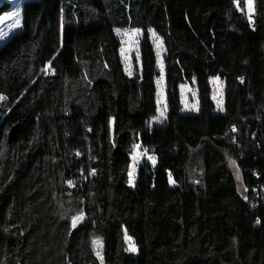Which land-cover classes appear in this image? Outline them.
Masks as SVG:
<instances>
[{
    "label": "trees",
    "instance_id": "1",
    "mask_svg": "<svg viewBox=\"0 0 264 264\" xmlns=\"http://www.w3.org/2000/svg\"><path fill=\"white\" fill-rule=\"evenodd\" d=\"M247 3L24 0L40 96L18 108L0 94V264H264V0ZM11 7L0 0V18ZM118 29L142 31L133 75ZM150 30L165 45L162 124ZM185 83L197 113L183 112ZM137 147L149 158L131 187Z\"/></svg>",
    "mask_w": 264,
    "mask_h": 264
},
{
    "label": "rangeland",
    "instance_id": "2",
    "mask_svg": "<svg viewBox=\"0 0 264 264\" xmlns=\"http://www.w3.org/2000/svg\"><path fill=\"white\" fill-rule=\"evenodd\" d=\"M10 2L12 4L11 9L0 18V94L6 95L12 102H16L19 108L29 105L40 96V92L37 86H32L28 89L25 81L26 70L32 62V44L30 42H25L22 36L24 25V0H10ZM247 10L249 14H252V3H247ZM116 34L121 41V58L125 70L128 74L133 75L140 65L142 31L118 29L116 30ZM150 35L156 50L158 58L157 67L160 74L157 79L158 114L154 119V123L162 124L165 122L168 111L165 77L166 65L164 62L165 45L161 36L154 30H150ZM211 84L216 112H223L224 81L217 77L211 80ZM26 89H28V92ZM180 91L183 112L197 113L199 111V101L195 85L185 83L180 86ZM24 137H27V131ZM148 158L149 156L142 148L137 147L135 149L129 172V186H135L138 167L144 159ZM230 166L236 177L239 190L244 194L245 190L241 172L233 160H230ZM80 221L81 219H77L75 224ZM0 231L3 232L2 234L8 233V231ZM93 247L96 256L102 261L104 252L103 240L95 238L93 240ZM129 248L130 251L137 252L131 240L129 241Z\"/></svg>",
    "mask_w": 264,
    "mask_h": 264
},
{
    "label": "water",
    "instance_id": "3",
    "mask_svg": "<svg viewBox=\"0 0 264 264\" xmlns=\"http://www.w3.org/2000/svg\"><path fill=\"white\" fill-rule=\"evenodd\" d=\"M19 128H20V124H17L9 131L8 135L10 141H12L16 137Z\"/></svg>",
    "mask_w": 264,
    "mask_h": 264
},
{
    "label": "snow or ice",
    "instance_id": "4",
    "mask_svg": "<svg viewBox=\"0 0 264 264\" xmlns=\"http://www.w3.org/2000/svg\"><path fill=\"white\" fill-rule=\"evenodd\" d=\"M0 98H2V97H0ZM130 175H131V174H130ZM69 183H71V182H69ZM77 219H82V217H76V218H73V224H75V222H76Z\"/></svg>",
    "mask_w": 264,
    "mask_h": 264
},
{
    "label": "built area",
    "instance_id": "5",
    "mask_svg": "<svg viewBox=\"0 0 264 264\" xmlns=\"http://www.w3.org/2000/svg\"><path fill=\"white\" fill-rule=\"evenodd\" d=\"M248 2L252 3V2H253V0H248Z\"/></svg>",
    "mask_w": 264,
    "mask_h": 264
}]
</instances>
